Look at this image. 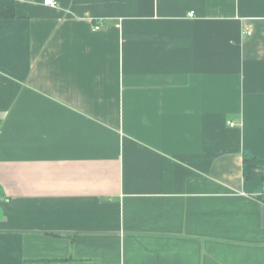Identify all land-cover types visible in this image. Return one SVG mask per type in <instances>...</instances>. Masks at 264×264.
Masks as SVG:
<instances>
[{"label": "crops", "instance_id": "1", "mask_svg": "<svg viewBox=\"0 0 264 264\" xmlns=\"http://www.w3.org/2000/svg\"><path fill=\"white\" fill-rule=\"evenodd\" d=\"M9 1L0 264H264V0Z\"/></svg>", "mask_w": 264, "mask_h": 264}, {"label": "trees", "instance_id": "2", "mask_svg": "<svg viewBox=\"0 0 264 264\" xmlns=\"http://www.w3.org/2000/svg\"><path fill=\"white\" fill-rule=\"evenodd\" d=\"M13 16V3L9 0H0V18H11ZM249 160L244 158V166Z\"/></svg>", "mask_w": 264, "mask_h": 264}, {"label": "built area", "instance_id": "3", "mask_svg": "<svg viewBox=\"0 0 264 264\" xmlns=\"http://www.w3.org/2000/svg\"><path fill=\"white\" fill-rule=\"evenodd\" d=\"M43 5L49 6L51 8H57L58 7L57 2L55 0H43ZM189 16L192 17L191 14ZM99 28H100L99 25H97L94 27V30H98ZM229 125L231 127L233 126L232 123H229Z\"/></svg>", "mask_w": 264, "mask_h": 264}]
</instances>
